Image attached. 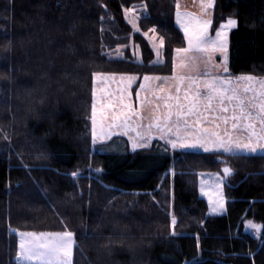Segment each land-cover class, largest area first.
Wrapping results in <instances>:
<instances>
[{"label": "trees", "instance_id": "16d2710c", "mask_svg": "<svg viewBox=\"0 0 264 264\" xmlns=\"http://www.w3.org/2000/svg\"><path fill=\"white\" fill-rule=\"evenodd\" d=\"M144 3L151 19L138 20L136 32L124 12L139 16ZM59 5L0 0V264L15 257L17 237L9 229L65 227L79 244L73 264H264V234L251 236L243 227L246 220L264 224V158L174 151L159 140L133 152L119 136L105 144H116L113 153L92 146V72L171 75L175 49L185 46L174 0ZM229 18L237 20L228 37L230 73L264 76V0H215L212 28ZM153 35L166 37L159 58ZM117 49L123 59H116ZM225 165L233 169L224 188L226 213L210 216L197 174Z\"/></svg>", "mask_w": 264, "mask_h": 264}, {"label": "snow or ice", "instance_id": "6c2138e0", "mask_svg": "<svg viewBox=\"0 0 264 264\" xmlns=\"http://www.w3.org/2000/svg\"><path fill=\"white\" fill-rule=\"evenodd\" d=\"M214 3L215 0H200V11L194 14L182 10L181 0H174L175 24L183 32L186 46L175 49L170 77L144 75L138 88L133 90L138 81L136 74L92 72L93 147L113 135H125L129 136L133 152L159 139L174 151L202 149L205 153L224 154L233 159L264 158V76H233L230 73L228 34L230 29L237 27V20L229 18L215 29L214 36L210 35ZM139 11V16L132 15L131 8L124 12L125 19L136 32L140 31L138 20L151 19L146 3L139 6ZM149 31L156 33L157 28ZM165 39L159 37V46L153 43L158 58ZM7 42L10 53L12 40L9 38ZM101 48V55L111 62L112 53H105L103 44ZM133 48V54L137 55L136 46ZM116 59H123L119 49ZM159 62L158 59L154 63ZM139 64L143 66L142 61ZM113 83L117 84L114 89L110 87ZM44 99L38 102L42 104ZM4 138L8 139L7 134ZM42 157L43 153L37 159ZM89 168L91 170V164ZM95 171L100 173L102 169ZM222 173L223 176H210V183L201 174L200 181L201 195L208 197L210 210L217 214L224 209L222 189L233 169L225 165ZM71 175L75 179L80 174L77 171ZM206 184L210 191H205ZM169 215L174 229L177 219L174 214ZM245 228L259 234L264 226L248 221ZM9 233L18 238L11 264H73L74 248L79 247L75 234L66 227L63 231L43 232L9 229ZM171 235L175 236L176 232L173 230ZM83 237L87 238L86 230ZM119 240L122 245L124 237ZM108 241L104 247L110 249L112 237Z\"/></svg>", "mask_w": 264, "mask_h": 264}, {"label": "rangeland", "instance_id": "374dc122", "mask_svg": "<svg viewBox=\"0 0 264 264\" xmlns=\"http://www.w3.org/2000/svg\"><path fill=\"white\" fill-rule=\"evenodd\" d=\"M192 13H194V12H192ZM194 14H196V13H194ZM227 20H228V19H227ZM227 20H226V21H227ZM226 21H225V22H226ZM225 22H223V23H225ZM221 24H222V23H221ZM221 24H220V25H221ZM220 25H218V26H220ZM176 26H177V25H176ZM218 26H217L216 28H212V26H211V28H210V30H209V33H210V31L212 32V31H214V29L219 28ZM177 27H178V26H177ZM178 29H179V27H178ZM180 32H181V31H180ZM229 32H230V31H229ZM181 33H182V35H183V32H181ZM183 37H184V36H183ZM228 37H229V35H228ZM153 43L157 44V46H159V44H160L159 39H157V37H156L155 35H153V37L151 38V42H150L152 49H153ZM185 46H186V43H185ZM153 50H154V49H153ZM154 53H156L155 50H154ZM156 76H159V75H156ZM160 76H163V75H160ZM164 76H168V75H164ZM140 81H141V79H138L137 83L134 84L133 87L136 86V85L138 86L139 83H140ZM110 87L114 89V88L117 87V84L113 83V84L110 85ZM133 95H134V94H133ZM145 115H147V113H145ZM144 123H147V121H144ZM124 138H125V137H124ZM125 140H126L127 143H128L129 149L132 151L131 143H130V141H129V136L126 137ZM154 140H157V139H154ZM152 142H153V141H152ZM152 142H151V144H152ZM160 142L162 143L163 141L160 140ZM110 143H111V142H110ZM105 144H108V141H106V143L98 142V143L95 145L94 148H95L99 153H101V154H108V153H113V152L116 151V148H114V147H116V146H115L116 144H113L111 147H105ZM151 144H150V146H151ZM163 144H164V142H163ZM177 150H178V149H177ZM220 155L225 156L224 154H220ZM96 174L99 175V174H101V172H100V173H97V172H96ZM201 174H204V175H203V179H205V181H209V183H210V180H209V177H210V176H223V173H222L221 171L199 172V173L197 174V182H198V196H199L200 198H202V199L206 202V205H207V208H208V212H207V214L210 215V216H222V215H224V214L226 213V204H227L226 196H225V189H224V188H225L226 180H225V182H224V186H223V189H222V191H223V197H224V209H223V211H221V212H219V213L217 214V213H214V212H212V211L210 210V205H209L208 197L205 196V195H201V192H200ZM205 191H210V187H209L207 184H206V186H205ZM248 221H252V222H254L255 224H258V225H262V226H264V224L257 223V222H255V221H253V220H246V221L244 222V224H243V227H244V233H247V234H249V235H251V236H262V235L264 234V228L261 229V232H260L259 234L255 233L252 229H246V228H245V225L247 224ZM17 242H18V238H17ZM73 258H74V253H73Z\"/></svg>", "mask_w": 264, "mask_h": 264}, {"label": "crops", "instance_id": "0c3cea01", "mask_svg": "<svg viewBox=\"0 0 264 264\" xmlns=\"http://www.w3.org/2000/svg\"><path fill=\"white\" fill-rule=\"evenodd\" d=\"M199 2H200V0H181V5H182V10H185V11H189V12H194V13H196V14H198L199 13V11H200V9H199ZM212 11V14H213V9L211 10ZM232 29H230L229 31H231ZM210 35H212V36H214L215 35V30L214 31H210V33H209ZM229 35V34H228ZM175 55V52H174V54H173V56ZM216 59H217V62H219V60H220V58H219V56H217L216 57ZM172 75V74H171ZM171 75H168L169 77L171 76ZM143 80V78L141 79V81ZM140 81V82H141ZM171 83V82H170ZM139 86V85H138ZM131 135H134V134H131ZM128 137V136H125V135H113L112 137H111V139L113 138V137ZM124 138V139H125ZM111 139H109V140H105L103 143H106V141H110ZM157 140H159V139H157ZM160 141V140H159ZM164 142V141H163ZM162 142V143H163ZM164 145L165 146H167L166 144H165V142H164ZM150 147V146H149ZM149 147H147V148H149ZM167 147H170V146H167ZM147 148H138V149H147ZM137 149V150H138ZM178 150H180V149H178ZM181 151H203L202 149L201 150H181Z\"/></svg>", "mask_w": 264, "mask_h": 264}, {"label": "water", "instance_id": "95a60500", "mask_svg": "<svg viewBox=\"0 0 264 264\" xmlns=\"http://www.w3.org/2000/svg\"><path fill=\"white\" fill-rule=\"evenodd\" d=\"M231 176H232V175H231ZM231 176H229V177H231ZM229 177H228V178H229ZM228 178H227V179H228Z\"/></svg>", "mask_w": 264, "mask_h": 264}]
</instances>
